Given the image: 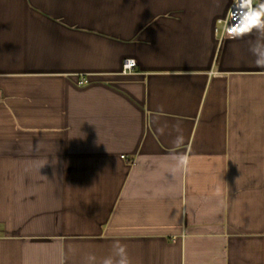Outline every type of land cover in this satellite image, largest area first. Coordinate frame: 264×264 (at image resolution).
Returning a JSON list of instances; mask_svg holds the SVG:
<instances>
[{
	"label": "crops",
	"instance_id": "obj_1",
	"mask_svg": "<svg viewBox=\"0 0 264 264\" xmlns=\"http://www.w3.org/2000/svg\"><path fill=\"white\" fill-rule=\"evenodd\" d=\"M232 1L0 0V264L115 241L133 264H264V69L255 32L221 37Z\"/></svg>",
	"mask_w": 264,
	"mask_h": 264
},
{
	"label": "clouds",
	"instance_id": "obj_2",
	"mask_svg": "<svg viewBox=\"0 0 264 264\" xmlns=\"http://www.w3.org/2000/svg\"><path fill=\"white\" fill-rule=\"evenodd\" d=\"M242 7L244 14L241 23L233 29L239 35H251L256 33L255 37L249 43V52L252 55L256 67L264 69V3L258 7L253 6V0H243ZM177 132L180 131L179 125L173 126ZM161 134L164 128L159 129ZM184 143L182 134H178L173 145L178 148ZM170 162L168 167L170 173L175 176L176 173H187L190 167V157L184 153L173 151L168 156ZM44 165H41L43 167ZM83 264H133L129 256L127 246L115 241L111 246L108 255L98 259L95 254L89 253L85 256Z\"/></svg>",
	"mask_w": 264,
	"mask_h": 264
},
{
	"label": "built area",
	"instance_id": "obj_3",
	"mask_svg": "<svg viewBox=\"0 0 264 264\" xmlns=\"http://www.w3.org/2000/svg\"><path fill=\"white\" fill-rule=\"evenodd\" d=\"M243 0H233L230 6L227 16L223 19H219V23L222 24V38L235 36L236 33L233 31L242 21L244 14V9L242 7ZM261 3H264V0H253V6L258 7ZM136 60L133 58H126L123 61V73H130L136 67ZM89 81L88 78L81 77L79 84H84Z\"/></svg>",
	"mask_w": 264,
	"mask_h": 264
}]
</instances>
